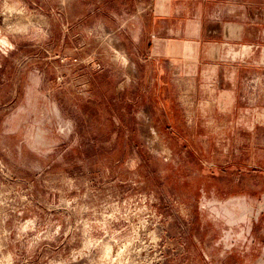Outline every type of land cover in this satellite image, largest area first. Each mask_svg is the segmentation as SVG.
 Segmentation results:
<instances>
[{
    "label": "rangeland",
    "instance_id": "obj_1",
    "mask_svg": "<svg viewBox=\"0 0 264 264\" xmlns=\"http://www.w3.org/2000/svg\"><path fill=\"white\" fill-rule=\"evenodd\" d=\"M158 1L0 0V264H264L263 130L201 102L245 40Z\"/></svg>",
    "mask_w": 264,
    "mask_h": 264
},
{
    "label": "crops",
    "instance_id": "obj_2",
    "mask_svg": "<svg viewBox=\"0 0 264 264\" xmlns=\"http://www.w3.org/2000/svg\"><path fill=\"white\" fill-rule=\"evenodd\" d=\"M174 1L157 2L156 9L152 12L153 27L162 24L171 16L176 17L174 6L177 5ZM193 1L199 5L217 4L216 0ZM184 3L192 6V0H185ZM222 6L232 8L228 28L231 35L227 31V24L218 22V32H214L218 41L227 38L236 43L245 40V43L225 44L223 47L218 45V53L208 52L209 62L203 66L201 84L209 91V95L201 102L206 107L207 104H212L213 111L218 110V118L224 120L225 127L234 126L235 117L241 115L242 119H246L248 132L261 127L264 134V0H218V7ZM240 8H246V15L240 13ZM205 13V10L199 12L200 17L204 18ZM186 23L190 24V21L187 20ZM200 32L199 37H207L212 33L207 27ZM226 49H230V52H225ZM236 50L242 52L241 56H233V51ZM156 80L155 86L163 88L164 91L171 86L159 73ZM262 174L264 177V158Z\"/></svg>",
    "mask_w": 264,
    "mask_h": 264
}]
</instances>
